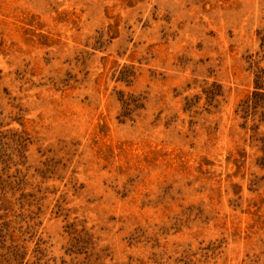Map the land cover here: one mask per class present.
I'll list each match as a JSON object with an SVG mask.
<instances>
[{"label":"rangeland","instance_id":"374dc122","mask_svg":"<svg viewBox=\"0 0 264 264\" xmlns=\"http://www.w3.org/2000/svg\"><path fill=\"white\" fill-rule=\"evenodd\" d=\"M0 264H264V0H0Z\"/></svg>","mask_w":264,"mask_h":264}]
</instances>
